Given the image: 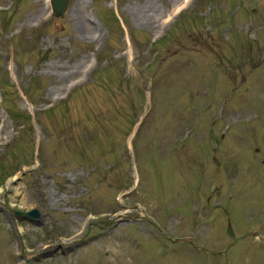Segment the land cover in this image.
I'll return each mask as SVG.
<instances>
[{"label":"rangeland","instance_id":"rangeland-1","mask_svg":"<svg viewBox=\"0 0 264 264\" xmlns=\"http://www.w3.org/2000/svg\"><path fill=\"white\" fill-rule=\"evenodd\" d=\"M67 2L0 0V264H264V0Z\"/></svg>","mask_w":264,"mask_h":264},{"label":"water","instance_id":"water-1","mask_svg":"<svg viewBox=\"0 0 264 264\" xmlns=\"http://www.w3.org/2000/svg\"><path fill=\"white\" fill-rule=\"evenodd\" d=\"M67 4H68L67 0H52L54 15L55 16L61 15L65 11ZM24 215L29 218H36L38 217V211L36 209H32L26 211Z\"/></svg>","mask_w":264,"mask_h":264},{"label":"bare ground","instance_id":"bare-ground-1","mask_svg":"<svg viewBox=\"0 0 264 264\" xmlns=\"http://www.w3.org/2000/svg\"><path fill=\"white\" fill-rule=\"evenodd\" d=\"M171 21H172V20H171ZM84 25H86V24L83 23V21L79 22V24L77 25L78 30L81 31L82 28H84ZM12 189H13V193H14V195H16L17 190H16L15 188H13V187H12Z\"/></svg>","mask_w":264,"mask_h":264}]
</instances>
